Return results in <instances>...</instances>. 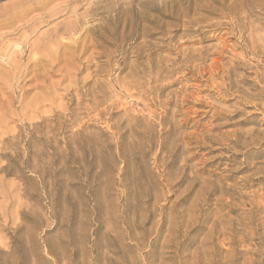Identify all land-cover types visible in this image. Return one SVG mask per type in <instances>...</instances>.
Instances as JSON below:
<instances>
[{"label": "rangeland", "instance_id": "1", "mask_svg": "<svg viewBox=\"0 0 264 264\" xmlns=\"http://www.w3.org/2000/svg\"><path fill=\"white\" fill-rule=\"evenodd\" d=\"M0 264H264V0H0Z\"/></svg>", "mask_w": 264, "mask_h": 264}, {"label": "bare ground", "instance_id": "2", "mask_svg": "<svg viewBox=\"0 0 264 264\" xmlns=\"http://www.w3.org/2000/svg\"><path fill=\"white\" fill-rule=\"evenodd\" d=\"M241 64V63H240ZM240 66V65H239ZM236 67V66H235ZM237 67H238V65H237ZM231 75H234V73H231Z\"/></svg>", "mask_w": 264, "mask_h": 264}]
</instances>
